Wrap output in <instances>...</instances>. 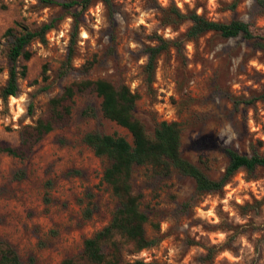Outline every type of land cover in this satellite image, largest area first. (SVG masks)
<instances>
[{
	"label": "rangeland",
	"instance_id": "1",
	"mask_svg": "<svg viewBox=\"0 0 264 264\" xmlns=\"http://www.w3.org/2000/svg\"><path fill=\"white\" fill-rule=\"evenodd\" d=\"M65 2L69 0H55ZM112 0L108 9L93 2L78 18L70 64H65L71 33L70 10L39 0H0V89L8 74V28L22 23L31 30L52 24L46 44L34 41L19 93L0 99V142L23 150V157L0 152V240L8 242L22 264H61L79 255L84 239L110 221L119 202L102 180L108 161L83 142L89 132L130 134L102 117L100 98L85 80L126 85L138 95L135 117L149 137L161 121L181 124V156L213 180L227 164L224 149L250 154L261 143L264 153V52L241 37L206 33L184 41L190 26H165L173 7L209 20L251 23L264 33V8L253 0ZM158 37L178 44L161 52L147 77L145 48ZM67 67V72L62 74ZM150 80V81H149ZM73 87L72 102L55 112L51 101ZM39 122L52 130L39 136ZM22 171L24 178L14 175ZM133 192L149 217L146 235L155 245L124 256L154 264H264V168L253 176L239 170L218 193H196L188 177L172 171L132 172ZM90 211L89 216L87 211ZM130 249V248H128Z\"/></svg>",
	"mask_w": 264,
	"mask_h": 264
},
{
	"label": "trees",
	"instance_id": "2",
	"mask_svg": "<svg viewBox=\"0 0 264 264\" xmlns=\"http://www.w3.org/2000/svg\"><path fill=\"white\" fill-rule=\"evenodd\" d=\"M101 2L108 9L112 7V0H69L57 2L55 0H39L44 6H59L70 10L79 8L72 15L73 26L65 64L71 62L73 46L75 44L79 17L93 2ZM239 0H234L227 8L235 12ZM255 4L264 8V0H253ZM183 22H189L182 36L184 41H194L206 33H215L224 39L241 37L247 41H253L254 46L264 52V33H256V29L249 22L233 19L229 22L209 20L201 14L191 12L181 13L173 7L165 18V26H174ZM16 29L8 28L3 37H10L11 42L7 52L9 63L7 80L0 89V99L6 102L9 97H16L19 93V80L26 77L27 66L20 61L27 62L32 57L30 45L37 41L45 45L46 34L52 29V24H43L36 30L29 29L22 23H15ZM158 45L145 48L147 55L146 72L150 79L153 74L157 56L169 46L178 49V44L158 37ZM67 67L62 74L67 72ZM2 69L0 68V73ZM150 81V80H149ZM77 88H91L100 98L99 110L103 118L114 122L125 129L131 136L127 140L118 134H101L89 132L83 137V142L99 158L108 161L102 173L103 182L108 185L112 195L118 200L119 206L112 214L108 224L95 232L91 237L84 239L83 248L79 255L65 258L61 264H154L142 260H134L126 263L124 256L134 255L142 250L155 245L154 239L146 235L145 226L149 223V217L141 208V196L135 194L131 185V177L134 168L149 167L153 174L168 176L172 171L188 177L192 180L196 193H218L230 181L239 170L245 171L249 176L260 168H264V153H260L261 143L250 146V154H240L231 148H225L228 164L222 176L213 180L205 174L200 167L183 158L180 153L181 124L176 121H161L154 129L153 136L149 137L144 126L135 117L138 95L126 85L114 86L104 79L85 80L76 84ZM75 95L73 87H68L64 93L51 101L55 112L62 108L70 112V107H62L63 101L72 102ZM264 98V92L262 94ZM52 127L48 123L39 122L36 127L37 134L43 136L49 133ZM0 152L12 157H23V150L0 142ZM14 177L17 180L24 178L22 171ZM90 211H87L89 216ZM130 248V249H128ZM0 264H22L16 250L6 241L0 240Z\"/></svg>",
	"mask_w": 264,
	"mask_h": 264
}]
</instances>
